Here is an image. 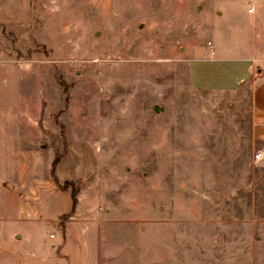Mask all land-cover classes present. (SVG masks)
I'll list each match as a JSON object with an SVG mask.
<instances>
[{
    "label": "rangeland",
    "instance_id": "obj_1",
    "mask_svg": "<svg viewBox=\"0 0 264 264\" xmlns=\"http://www.w3.org/2000/svg\"><path fill=\"white\" fill-rule=\"evenodd\" d=\"M263 74L264 0H0V264H264Z\"/></svg>",
    "mask_w": 264,
    "mask_h": 264
},
{
    "label": "crops",
    "instance_id": "obj_2",
    "mask_svg": "<svg viewBox=\"0 0 264 264\" xmlns=\"http://www.w3.org/2000/svg\"><path fill=\"white\" fill-rule=\"evenodd\" d=\"M250 12H254L250 11ZM257 60L254 62H249L247 66L248 77H251L253 68L256 65ZM246 78V79H247ZM244 79H241L243 81ZM240 81V82H241ZM252 104L254 110L255 124L259 126V130H262L258 133L262 139H264V74L260 77L253 86L252 91Z\"/></svg>",
    "mask_w": 264,
    "mask_h": 264
},
{
    "label": "built area",
    "instance_id": "obj_3",
    "mask_svg": "<svg viewBox=\"0 0 264 264\" xmlns=\"http://www.w3.org/2000/svg\"><path fill=\"white\" fill-rule=\"evenodd\" d=\"M250 11H253V9L251 8ZM263 155H264V150H260V151L256 154V157H257L258 159H260Z\"/></svg>",
    "mask_w": 264,
    "mask_h": 264
},
{
    "label": "water",
    "instance_id": "obj_4",
    "mask_svg": "<svg viewBox=\"0 0 264 264\" xmlns=\"http://www.w3.org/2000/svg\"><path fill=\"white\" fill-rule=\"evenodd\" d=\"M156 110H158V108L156 107Z\"/></svg>",
    "mask_w": 264,
    "mask_h": 264
}]
</instances>
